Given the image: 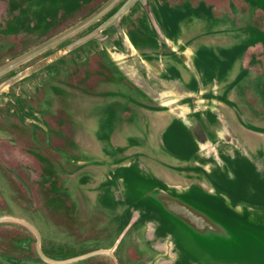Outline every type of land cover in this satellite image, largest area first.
Segmentation results:
<instances>
[{
    "label": "rangeland",
    "instance_id": "374dc122",
    "mask_svg": "<svg viewBox=\"0 0 264 264\" xmlns=\"http://www.w3.org/2000/svg\"><path fill=\"white\" fill-rule=\"evenodd\" d=\"M73 1L29 0V3H34L41 13L50 14L55 18L61 8ZM126 1L104 0L95 8L79 14L52 39L37 45L21 57L19 61L21 73L27 70H23L25 66L34 62L38 64L45 59H51L52 65L35 75L40 79L36 83L37 86H30L27 76L15 87L8 86L5 89V92L11 93L18 92L19 89L31 91L35 89L34 93L37 96L32 94L37 98L35 106L26 101H21L20 104L30 106L33 110L36 108L37 112L31 115L25 111L27 113L24 114L17 105H14V108L9 104L0 111V218L10 216L28 222L42 240L47 256L55 261H67L116 247L123 259L125 258L123 262L117 253L120 264H264V252H259L255 246L256 243L259 244L255 236L262 239L264 236L255 232L252 225L246 226L248 230L239 228V216L229 215L220 209L213 214L201 209L200 211L218 223L233 224L229 225V234L225 236H202L147 195L151 179L178 182L174 175L178 174L180 169L176 163L169 162L171 159L164 154L158 155L162 156L159 158L157 155H154L155 157L148 155L146 149L143 152L132 150L142 155L139 160L144 165L134 173L127 170L131 162L115 166L113 160L106 155H101L98 159L103 153L101 148L97 150L98 152L95 148L91 150L92 144H95V137H98L99 117L109 112L108 105L112 107L114 106L112 103L117 105L115 118L120 119V107L126 106L123 97L127 89L126 84L122 83L125 80L122 75L121 82L117 81L119 75L102 73L96 76L93 65L87 62L84 67L81 65L79 67L86 71L85 83L81 86L77 81L78 67L70 58L76 59L79 49L97 46L98 42L93 39L79 46L80 48L77 47L78 49L65 51L69 45L93 32L104 19H109V16L117 12ZM144 2L149 4L151 10L154 2L159 3L161 11L158 15L156 13V16L165 28L167 45H176L182 38L199 53L198 74L203 81L206 79L205 84L211 86L210 91L221 94L222 79L228 77L230 67L234 68L232 73L238 74V80L235 82L240 86V96L248 103V108H253L256 117L253 124L259 130H250L242 123L239 127L248 136V143H255L259 148H263L264 0H141L127 13V17L124 15L119 20L117 25H121L128 32V29H131L130 21L136 22L140 16L146 17ZM149 21L150 19L147 20ZM165 48L167 49V46ZM59 52L56 58L55 54ZM116 58L117 60H114L116 63L122 62V58ZM183 66L182 63L181 67ZM12 68L13 62L6 64V71ZM46 92L52 95V102L43 101ZM83 94L86 96L83 97ZM109 100L112 101L111 104ZM2 104L5 106L6 100H0V105ZM136 105L133 104L135 108L129 109L137 112ZM140 105L147 107L148 110L157 107L163 111L158 103ZM14 109L18 115L10 116L9 112ZM65 109L68 112L74 111L70 113L69 120L64 119ZM50 113L52 117L48 115ZM66 114L69 116V113ZM231 114L234 116V113ZM131 115L123 113L122 116ZM114 138L117 139V136ZM83 144L88 146L89 152L79 147ZM122 152L124 156L131 154L126 148ZM149 153L157 152L151 150ZM143 161L147 164L145 165ZM153 161L158 162V165ZM148 162L157 165L159 170ZM82 174V181L85 182L83 186H79L78 183L81 182H78V178ZM104 175H106L104 179L109 181L124 175L125 196L119 200L114 199V194L111 193L112 182L100 186V189L97 187L98 184L87 183L93 182L95 176L101 178ZM135 175H138L139 179H135L137 178ZM229 176L228 174L227 177ZM98 180L100 181L99 178ZM232 180L238 185V178ZM262 187L264 188V184ZM28 190L33 191L35 199ZM94 190L99 191L91 193ZM205 193V190L194 189L186 197L193 206L203 208L206 201ZM209 198L207 196V199ZM126 201L131 202L132 207H138L137 202L147 204L150 206L147 212L157 210L162 220L163 218L169 220L165 223H170L171 228L175 223L176 229L171 230L176 233L178 243L190 254L179 253L173 237L168 236L166 227L162 226L163 222L155 215H143L142 222L133 225L128 232L126 223L133 210L128 209ZM143 211L141 207L135 210L132 219L139 217ZM141 223H144V226H141ZM11 228H19L26 236L19 240L17 247L13 246L7 250L0 247V264H53L38 255V244L36 252L31 234L37 237L35 232L31 230L30 233L27 228L13 222L0 223L2 230ZM261 233L264 234V228L261 229ZM154 235L158 237V241L156 238L152 239ZM227 239L234 240L235 244ZM29 241L31 246L28 244ZM262 244L264 245L260 243ZM29 248L35 259L33 262H23L21 256L28 254ZM105 262L115 264L112 257L104 254L64 264H106Z\"/></svg>",
    "mask_w": 264,
    "mask_h": 264
},
{
    "label": "flooded vegetation",
    "instance_id": "af4514ba",
    "mask_svg": "<svg viewBox=\"0 0 264 264\" xmlns=\"http://www.w3.org/2000/svg\"><path fill=\"white\" fill-rule=\"evenodd\" d=\"M103 1L104 0H74L66 7L61 8L55 18H52L50 14L38 11L34 3H29V0H0V85H3L21 73L22 67L19 61L22 56L37 47V45L52 39L63 28L67 27V25L79 14L82 15L84 11L95 8ZM139 1L131 10L135 8ZM144 8L147 12L146 17L140 16L139 21H130L131 29H128V32L125 31L121 25L114 24L103 30L100 35L95 38L98 42L97 46L79 49L80 52L77 58H70V61H73V64L78 67L77 81L81 86L85 83L86 71L79 67H84L87 62L93 65L96 76L102 73L105 75H119L117 81L120 82L124 77L125 81L122 83L126 84L127 90L123 98L126 100V106L120 107V119L124 118L128 120L136 116V113L132 111L134 108L132 106L133 104L143 107L140 103H158L162 106V113H167L162 120L163 125H165L162 133V146L165 151L176 160L186 161L188 164L177 165L180 169L178 173L184 177L181 184L177 182L170 185L162 180L159 181L154 178L151 180V185L146 193L153 197L150 194L151 191L165 192L181 200L183 203L193 206L186 197L190 192L186 184H192L194 182L193 175L190 173L197 172L201 175L202 179L212 183L217 179H223V176H227L228 174L232 176L235 175L233 169H231L232 164H234L233 159L235 153L242 155L245 153L247 155L246 159H249L251 165H253L252 163L255 164V161L250 153L243 151L244 146L242 142L232 130L228 120L219 107L220 102L227 101L226 95L224 96L212 92V90L210 91L209 87L211 86L205 84L206 79L203 81L199 76L196 66L193 63L194 55H196L195 48L193 49V46L182 38H179L181 42H178L176 45L174 43V45H167L165 40L168 39H166L165 28L163 23L159 18L157 19L156 16V13L158 15L159 11H161L159 3L154 2V6L151 10L149 4L144 2ZM115 13H112L109 18ZM107 19H104L93 30L95 31L98 29ZM149 19L150 23L147 22ZM106 40L112 43L114 46L113 50L105 44ZM166 46L167 49L165 48ZM114 57L122 58V62L116 63L114 60H117V58L115 59ZM9 62H13V68L6 71V64ZM182 63L184 64L183 67H181ZM205 63L207 62L205 61ZM34 65H36L35 62L29 64V66H25L23 70L29 69ZM49 65H52V63H47L28 76L27 80L30 86H37L36 83L39 82L40 79L36 78L35 75L43 69L46 70ZM16 69L17 72H15ZM121 75L123 77H120ZM20 81L21 79L13 83L10 87H15ZM118 85L122 84L118 83ZM34 90L19 89L18 92L15 91L11 93L5 92V89H3L0 92V100H6L7 104H5V106L4 104L0 105V111L5 107L7 108L9 104L11 107L17 105L23 110L24 114L27 113L25 111H28L31 115L36 114V108L33 110L30 106L27 107V105L22 106L20 104L21 101H26L32 106H35L37 99L35 96L37 95H35L36 93H34ZM85 96L86 95L83 94V97ZM43 101L45 103L52 102V95L46 92L45 100ZM109 102L110 104L112 103L111 100H109ZM216 102H218V104ZM112 104H114L113 107L108 105L109 112L104 113L103 123L99 122L97 128L99 140L98 149L101 148L103 152L102 155H106L110 160H113L115 166H120L125 162H131L128 165L130 168L127 170L137 173L136 170L139 171L140 167H144L139 160L142 155L132 152V149L135 147L139 149L140 152H143V149L150 147L147 131L139 126L133 128V130L138 133V136L128 140L131 154L124 156L122 152L124 149L113 144L110 139L112 130L114 129L115 116L117 114L115 113L117 112V105L115 103ZM129 107L132 109H129ZM232 107L235 109L243 125L250 128L240 110L235 106ZM93 108L95 110V107ZM45 109L46 111L48 110L47 108ZM9 113L11 114L10 116L18 115L15 109ZM66 113H69V116ZM123 113L132 115L131 117H123ZM48 115L52 117L51 113ZM70 117V112L65 109L64 119L69 120L68 118ZM71 120L74 121L73 118ZM77 128H79V126L76 127V130ZM147 130L150 131V128L148 127ZM98 149L95 148V151L98 152ZM193 154H197L198 157L191 158ZM207 165H217L219 167L217 173L213 174L209 171L206 167ZM82 176L83 174L78 178V182H81V184L78 183L79 186H83L82 184L85 182L82 181ZM135 176L137 177L135 179H139L138 175ZM104 177H106V175L101 178L98 176L100 179L99 181L95 176V179L92 180L93 182L87 183L98 184L97 187L100 189V186H104L107 182H112L113 191L111 193L114 194V199L119 200L121 197L125 196L124 185L126 179L124 175L118 176V178L111 179L110 181L104 179ZM28 191L31 197L35 199L36 197L33 191ZM98 191L99 190H94L91 193ZM76 194L77 193H75V195ZM126 205L129 210H133L130 214L129 221L126 223V230L130 232L133 225L142 222V217L145 214L143 213L144 211L142 213L140 212L139 217L132 219L134 211H137L141 206L132 207V203L129 201H126ZM146 215L149 216V212H147ZM6 217L12 218L10 216H3L2 218ZM131 220H133V222H131ZM23 221L26 222L25 220ZM3 222H13L15 225L22 226L25 229L27 228L28 232L31 233L32 229L24 224L14 221ZM26 223L29 224L28 222ZM227 224L228 225L221 223L220 225L226 229H228L229 225H233L228 222ZM156 228L155 231H157ZM31 234L34 238L33 242L35 243L36 252H38L37 244L40 241L41 249L45 253L42 240L40 238L37 239L36 235L33 233ZM25 236L26 235H24L19 228L0 229V247L6 250L13 246L17 247L19 240ZM154 236V238H157L156 235ZM227 241L230 242L232 240L227 239ZM28 244L31 246V241H29ZM19 251L20 249H18V252ZM107 251L113 252L114 257L111 255L107 256L112 257L115 264L119 261L117 253L121 257V260L123 262L125 261V258L123 259V256L116 247ZM27 252L28 254H23V256H21V259H23L22 261L33 262L35 256L31 248H29ZM38 255L42 257L40 253H38ZM105 263L109 264L107 262Z\"/></svg>",
    "mask_w": 264,
    "mask_h": 264
},
{
    "label": "crops",
    "instance_id": "0c3cea01",
    "mask_svg": "<svg viewBox=\"0 0 264 264\" xmlns=\"http://www.w3.org/2000/svg\"><path fill=\"white\" fill-rule=\"evenodd\" d=\"M199 39H202V38H199ZM195 40H197V38ZM205 44L207 43L205 42ZM197 58H199V53L196 51V55H194V58H193V63L196 66L197 72L199 73L200 69H198L197 67ZM233 69H234L233 67H230L229 69L230 73L228 77L224 78V80L222 79V83L220 85V91L222 95L224 96L226 95L227 101L220 102L219 105H221L222 108L221 107L220 108L222 109V112L225 118L228 120L232 130L236 133L237 137L242 142L244 146L243 151L248 152L253 156L255 164L252 163L253 165H251L249 163V159L248 160L246 159L247 155L245 153L243 155L239 153L238 154L235 153L234 159H233L234 164H232L231 166V169H233V172L235 174L234 176H232L231 174L229 177L223 176V179H217L216 181L210 183L202 179L201 175H199L197 172L190 173L193 175L194 182L192 184L187 183L186 186H188V189L190 191L189 194L194 189H199V190L202 189L206 191L205 204L203 208L195 206L197 209L199 210L204 209L205 211L210 212L211 214L216 212V210L220 209L222 211H226L225 213H228L229 215L233 214V215L239 216L240 217V222L238 223L240 225L239 228L241 229L243 228V230H248L247 229L248 227L246 226L252 225L254 227L253 230L255 232L264 236V234L261 233V229L264 228V188L262 187V185L264 184V147L259 148V146L255 143H251V142L248 143L249 141L248 136L239 127V125H241L240 123L242 122L239 116L237 115L235 109L232 106H235L236 108H238V110L240 109L242 110L241 112L243 114V118L249 125L250 130H254V131L259 130L255 128L253 124L256 118L254 114V110H252L253 108L252 107L248 108L247 107L248 103H246V101L242 98V96H240L241 95V92L239 90L240 86L238 82H235L236 80H238V74L236 73L233 74L232 73ZM242 107L246 109L247 111L242 109ZM67 108L70 109V106L67 105ZM136 108H137V112L134 111V113H136L135 117H132L131 119H128V120L124 118L116 119V122L114 123V129L112 130L111 137H110L113 144H115L116 146H119V148H122V149L126 148L130 150L129 149L130 147L128 145V140H130V138H132L133 136L135 137L138 136V133H136V131H134L133 128L136 126L137 127L139 126L141 128H144L147 131V138L150 142V147L146 148V151L148 150V155H153V156L157 155L156 157L162 158V156H158V155L164 154L167 158L171 159V161L169 162L173 164L176 163L175 165H187L188 162L176 160L169 153H167L162 146V133L165 127V125H163L162 123V120L163 118H165L167 113H162V111L158 110L159 108L157 107H153L150 110H148L147 107L145 106L143 107L137 106ZM76 110L77 108L75 107V111ZM69 112L72 113L74 111L69 110ZM231 112L234 113V116L233 114H231ZM102 119H104V116L99 117L100 122H102ZM148 127L150 128V131L147 130ZM117 130L119 131V133H117ZM115 136H117V139L114 138ZM94 142L95 144H92L91 150L94 148L96 149L99 148L98 147V144H99L98 137H95ZM81 143L83 142L81 141ZM79 147L89 152L88 146H86L85 144ZM132 150H139V149L133 147ZM151 150L156 151L157 153L156 154L149 153L151 152ZM101 155L102 154L99 155L98 159L101 157ZM197 157H198L197 154L191 155V158H197ZM147 160L151 162L149 159ZM155 162L156 161H153V163ZM153 163H149V165H152L153 167L155 166V169L158 171L159 170V167L157 166L158 162H156L157 165ZM144 164L146 165L147 163L144 162ZM206 167L213 174H216L219 169L217 165H207ZM174 176L176 177V180L178 181V183L181 184V181H183L184 177L179 173L175 174ZM236 178L239 179L237 183L238 185L234 184V181L232 180ZM164 182L170 185L175 184V181L169 182V181L164 180ZM150 194L152 195V191L150 192ZM207 196H209L210 198L207 199ZM136 205L138 206L142 205L141 208L145 209L143 212L144 214L147 213L146 211H148L147 209L150 207L143 202L142 203L138 202L136 203ZM225 213H222V214H225ZM149 214L155 215L158 218V220L160 219V221L163 222V225L162 224L161 225L163 227H166L165 231L169 233L168 236L173 237L174 243L179 253L181 254L185 253L189 255L190 253L186 249H183V247L178 243L176 239L177 235L173 231L177 227L175 223H174L173 228L169 227L170 223H165V222H168L169 220L164 219V218L162 220L161 215L157 210L155 211L154 209H152V211L150 210ZM210 218L213 220L212 217ZM213 221L217 224L218 227H220L222 230H225L227 234L229 233L228 229L220 225L221 223L219 224L216 220H213ZM249 223H252V224H249ZM141 226H144V223H141ZM255 237L258 238L256 239V241L259 242V244L255 242L256 243L255 246L257 250L261 253L264 252V245L263 244H262L263 246L260 245V243H264V239L259 238L257 235ZM152 239H155V238H152ZM163 239H164V242H166V239L165 238ZM155 240L158 241L159 240L158 237ZM230 243L235 244V241L232 240L230 241Z\"/></svg>",
    "mask_w": 264,
    "mask_h": 264
},
{
    "label": "water",
    "instance_id": "95a60500",
    "mask_svg": "<svg viewBox=\"0 0 264 264\" xmlns=\"http://www.w3.org/2000/svg\"><path fill=\"white\" fill-rule=\"evenodd\" d=\"M138 1L139 0H127L124 3V5L112 17H110L104 24H102L95 31L89 33L88 35L80 38L76 42L69 45L66 48L67 50L65 52L72 51L75 48L97 38L103 30L109 28L110 26H112L114 24H117L119 22V20L124 15H126ZM105 44L109 48H111L112 50L114 49V46L112 45V43L110 41L106 40ZM59 54H60V52L55 54L56 58L59 56ZM50 61H52V60L51 59H45L44 61H42V62L34 65L33 67L27 69L25 72L18 74L17 76L10 79L8 82L4 83L3 85H0V92L3 89H6L8 86H11L16 81H19L20 79L29 76L34 71L42 68L44 65H46ZM152 196L158 202H160L171 215H173L176 218L183 221L187 226H189L191 229H193L196 233H198L202 236H208V235L224 236V235H227V232L225 230H222L220 227H218L217 224L209 216H207L204 212L197 209L195 206H192V205L187 204V203H183L181 200H179V199H177V198H175V197H173V196H171L165 192L152 191ZM3 221H14V222L24 224V225L28 226L29 228H31L33 230V232H35L37 234V237L39 238L36 230L32 226H30L29 224L24 222L23 220L8 218V217L0 218V222H3ZM38 250H39V253L44 260H46L47 262L53 263V264L70 263V262H74L76 260L88 258V257L95 256V255H101V254L113 256L112 251L100 250V251H96V252H93V253H90V254L75 258V259H71L68 261H55V260H52L51 258H49L42 251L40 241L38 242ZM117 264H119V263L117 262Z\"/></svg>",
    "mask_w": 264,
    "mask_h": 264
}]
</instances>
